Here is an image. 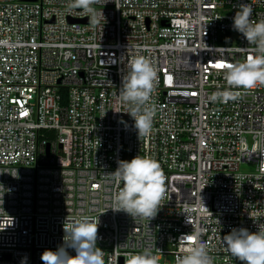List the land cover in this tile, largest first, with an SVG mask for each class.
<instances>
[{"label": "built area", "instance_id": "1", "mask_svg": "<svg viewBox=\"0 0 264 264\" xmlns=\"http://www.w3.org/2000/svg\"><path fill=\"white\" fill-rule=\"evenodd\" d=\"M241 2L264 19V0H0V264H43L82 216L105 264H179L197 234L212 264H242L222 238L264 224V85L226 79L256 48L232 29ZM138 56L157 71L147 136L119 97ZM137 155L167 177L150 219L111 209L106 174Z\"/></svg>", "mask_w": 264, "mask_h": 264}, {"label": "clouds", "instance_id": "2", "mask_svg": "<svg viewBox=\"0 0 264 264\" xmlns=\"http://www.w3.org/2000/svg\"><path fill=\"white\" fill-rule=\"evenodd\" d=\"M236 7L232 29L256 48L243 62L226 65V79L230 85L252 89L264 85V19H251L253 9L249 3L241 2ZM128 68L121 79L119 97L123 104L129 106L127 114L134 120L139 136H147L153 127L155 109L146 105L154 90L157 71L144 56L135 57ZM213 99H216V94ZM106 176L119 189L112 197L113 211L149 219L157 215L166 191L167 177L156 159L137 155L131 161L120 160L117 169ZM0 185L4 187L2 183ZM7 190L11 192L10 188ZM98 227L99 221L89 216L67 220L64 223V243L55 251H44L41 255L43 264H105L103 251L97 247ZM189 239L197 243L180 258L179 264H212L198 234ZM222 239L228 252L242 264H264V224H259L255 232L233 228ZM69 249L75 252L74 256ZM27 260L24 257L21 264H27ZM127 264H158V260L145 250L129 253Z\"/></svg>", "mask_w": 264, "mask_h": 264}, {"label": "rangeland", "instance_id": "3", "mask_svg": "<svg viewBox=\"0 0 264 264\" xmlns=\"http://www.w3.org/2000/svg\"><path fill=\"white\" fill-rule=\"evenodd\" d=\"M242 169L243 172H254L255 170V168L251 166H244Z\"/></svg>", "mask_w": 264, "mask_h": 264}, {"label": "snow or ice", "instance_id": "4", "mask_svg": "<svg viewBox=\"0 0 264 264\" xmlns=\"http://www.w3.org/2000/svg\"><path fill=\"white\" fill-rule=\"evenodd\" d=\"M222 66V65H221Z\"/></svg>", "mask_w": 264, "mask_h": 264}]
</instances>
